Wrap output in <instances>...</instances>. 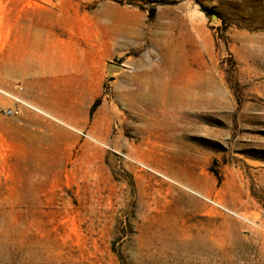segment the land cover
<instances>
[{"label": "rangeland", "instance_id": "rangeland-1", "mask_svg": "<svg viewBox=\"0 0 264 264\" xmlns=\"http://www.w3.org/2000/svg\"><path fill=\"white\" fill-rule=\"evenodd\" d=\"M30 15L104 81L31 140L0 114V264H264V0H0Z\"/></svg>", "mask_w": 264, "mask_h": 264}, {"label": "crops", "instance_id": "crops-1", "mask_svg": "<svg viewBox=\"0 0 264 264\" xmlns=\"http://www.w3.org/2000/svg\"><path fill=\"white\" fill-rule=\"evenodd\" d=\"M25 18L20 27L11 26L6 20L0 24V90L65 118L73 112L63 110L59 103L58 107L50 106L47 93L85 91L92 93V102L96 98L93 93L101 90L104 81L101 54L97 59L85 48L56 34L53 28L40 26L35 16ZM2 96L0 93V104L5 102ZM14 108L20 110L14 118L20 125L12 133L15 140L38 137L39 125L47 129L48 123L37 119L34 115L38 112L31 107L19 103ZM50 128L59 135L66 131L61 126Z\"/></svg>", "mask_w": 264, "mask_h": 264}, {"label": "bare ground", "instance_id": "bare-ground-1", "mask_svg": "<svg viewBox=\"0 0 264 264\" xmlns=\"http://www.w3.org/2000/svg\"><path fill=\"white\" fill-rule=\"evenodd\" d=\"M0 93H1L2 95L7 96V97H11V98H13L14 100H16L17 102L23 103V104H25V105L31 107L32 109L37 110V111H39V112H41V113H43V114H45V115H47V116H51L50 114H48L47 112L43 111L42 109H39V108H37V107H35V106L29 104V103H26V102H24L23 100H21V98L15 97L14 95H12V94H10V93H8V92H6V91L0 90ZM55 119H56V118H55ZM56 120H57V119H56ZM57 121H58V120H57ZM60 122H61V121H60ZM240 218H242L243 220H246V221H247V219H246L245 217H240Z\"/></svg>", "mask_w": 264, "mask_h": 264}, {"label": "built area", "instance_id": "built-area-1", "mask_svg": "<svg viewBox=\"0 0 264 264\" xmlns=\"http://www.w3.org/2000/svg\"><path fill=\"white\" fill-rule=\"evenodd\" d=\"M0 114L6 117L17 116L20 114V110H18L17 108H1L0 107Z\"/></svg>", "mask_w": 264, "mask_h": 264}, {"label": "trees", "instance_id": "trees-1", "mask_svg": "<svg viewBox=\"0 0 264 264\" xmlns=\"http://www.w3.org/2000/svg\"><path fill=\"white\" fill-rule=\"evenodd\" d=\"M99 106V101H96L92 108H91V116L94 114V112L96 111L97 107Z\"/></svg>", "mask_w": 264, "mask_h": 264}]
</instances>
